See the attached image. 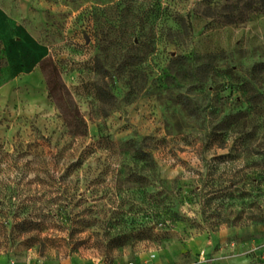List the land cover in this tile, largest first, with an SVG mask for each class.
Segmentation results:
<instances>
[{"label": "rangeland", "instance_id": "obj_1", "mask_svg": "<svg viewBox=\"0 0 264 264\" xmlns=\"http://www.w3.org/2000/svg\"><path fill=\"white\" fill-rule=\"evenodd\" d=\"M208 2L0 0V264H264V15Z\"/></svg>", "mask_w": 264, "mask_h": 264}, {"label": "trees", "instance_id": "obj_2", "mask_svg": "<svg viewBox=\"0 0 264 264\" xmlns=\"http://www.w3.org/2000/svg\"><path fill=\"white\" fill-rule=\"evenodd\" d=\"M203 2L207 3L209 6L208 0H202ZM233 2L232 4L229 2ZM226 3V10L225 15L223 18L226 20L227 24H231L233 22V11H238L239 14L246 13H257L264 15V0H224ZM241 4V6H240ZM235 5L234 7H232ZM115 48L113 43H108L107 45L99 46V56L95 61V74L97 77V81L95 83V96L97 101L100 104V109L103 114V117L108 116V111H106V106H110L114 100V96L112 92L108 89V84L106 79L108 77V71L105 69L104 64L109 58V52ZM128 66H136L135 64H129ZM249 75H264V62L255 64L249 70ZM124 150L126 145L123 147ZM138 160H144L145 163L151 164L149 154L146 151H142L141 149H134Z\"/></svg>", "mask_w": 264, "mask_h": 264}, {"label": "built area", "instance_id": "obj_3", "mask_svg": "<svg viewBox=\"0 0 264 264\" xmlns=\"http://www.w3.org/2000/svg\"><path fill=\"white\" fill-rule=\"evenodd\" d=\"M126 264H135L134 262H132V261H129V262H127Z\"/></svg>", "mask_w": 264, "mask_h": 264}, {"label": "crops", "instance_id": "obj_4", "mask_svg": "<svg viewBox=\"0 0 264 264\" xmlns=\"http://www.w3.org/2000/svg\"><path fill=\"white\" fill-rule=\"evenodd\" d=\"M132 262H133V261H132ZM149 262H150V261H149ZM134 263H135V264H141L139 261H138V262L136 261V262H134Z\"/></svg>", "mask_w": 264, "mask_h": 264}]
</instances>
